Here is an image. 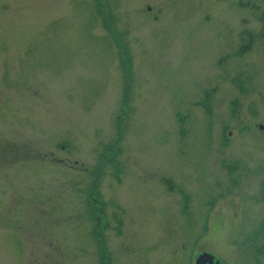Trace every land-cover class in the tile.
Here are the masks:
<instances>
[{
	"label": "rangeland",
	"instance_id": "obj_1",
	"mask_svg": "<svg viewBox=\"0 0 264 264\" xmlns=\"http://www.w3.org/2000/svg\"><path fill=\"white\" fill-rule=\"evenodd\" d=\"M256 174L264 0H0V264H193Z\"/></svg>",
	"mask_w": 264,
	"mask_h": 264
},
{
	"label": "flooded vegetation",
	"instance_id": "obj_2",
	"mask_svg": "<svg viewBox=\"0 0 264 264\" xmlns=\"http://www.w3.org/2000/svg\"><path fill=\"white\" fill-rule=\"evenodd\" d=\"M224 167L232 171L231 177L242 169L237 163L224 164ZM244 177L234 178L229 190L226 188L228 196L218 201L214 215L215 230L203 239V246L194 254L193 264H264V180L260 176L255 177L257 180L250 183L254 184L250 188L242 185ZM246 191H250L246 195L250 202L238 195H244ZM202 256H205L204 261L198 263Z\"/></svg>",
	"mask_w": 264,
	"mask_h": 264
},
{
	"label": "water",
	"instance_id": "obj_3",
	"mask_svg": "<svg viewBox=\"0 0 264 264\" xmlns=\"http://www.w3.org/2000/svg\"><path fill=\"white\" fill-rule=\"evenodd\" d=\"M204 257H205V256L200 257L199 260H198V263H200L201 261L203 262V261H204V260H203Z\"/></svg>",
	"mask_w": 264,
	"mask_h": 264
}]
</instances>
